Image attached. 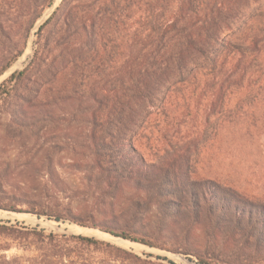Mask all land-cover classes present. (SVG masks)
<instances>
[{
    "label": "trees",
    "instance_id": "obj_1",
    "mask_svg": "<svg viewBox=\"0 0 264 264\" xmlns=\"http://www.w3.org/2000/svg\"><path fill=\"white\" fill-rule=\"evenodd\" d=\"M54 1L0 0V78ZM0 101L8 135L29 140L25 150L46 149V175L62 165L49 152L64 151L65 166L105 198L125 187L147 196V211L172 199L184 213L173 199L186 197L206 246L231 248L239 261L253 252L264 264V0H63L28 66L0 85ZM49 219L165 250L132 231ZM17 234L44 247L30 264H65L62 241L134 258L95 238L0 225V236ZM194 257L233 264L209 250Z\"/></svg>",
    "mask_w": 264,
    "mask_h": 264
},
{
    "label": "rangeland",
    "instance_id": "obj_2",
    "mask_svg": "<svg viewBox=\"0 0 264 264\" xmlns=\"http://www.w3.org/2000/svg\"><path fill=\"white\" fill-rule=\"evenodd\" d=\"M62 1L55 0L53 6L43 13L29 34L24 54L0 78V85L13 73L28 66L34 54L39 28ZM9 121L7 106L0 101V225L18 226L21 231L27 228L58 236L95 238L134 257L116 252H96L62 241L60 244L64 247L69 264H198L194 255L204 254L205 250L212 252L216 258L230 260L233 264H261L260 257L253 252L246 253L239 261L234 259L236 251L231 248L227 249L219 243L218 246L210 243L209 247L206 246L203 236L196 237V217H189L194 206L191 208L186 197L182 201H179L180 198L173 199L175 204L183 202L185 214L176 209L177 205L169 204L172 199L164 201L161 210L153 208L147 211L144 209L147 196L125 187L115 191L112 199L105 198L102 190L95 188L93 180H85L83 175L74 173L65 166L68 164L66 158H69V154L64 151L59 156L49 152L50 156L58 158V162L61 159L62 165L55 169L54 175H46V169L41 168L45 166V162L41 161L47 153L46 149L40 151L41 145H37L33 151L25 150L24 144L31 147L32 143L22 139L20 135H8L6 126ZM13 131L19 133L17 130ZM261 140L264 155V136ZM52 142L59 144L57 139ZM61 148L63 146L59 144L57 151ZM35 155L36 159L26 165V159ZM99 188L105 189L103 185ZM192 189L196 191V186ZM7 208H15L16 211H9ZM38 214L44 215L39 217ZM163 217H168L167 224L159 223ZM49 218H75L97 226L132 231L155 241L165 250H150L144 246L123 242L98 230L89 231L68 221L56 222ZM191 222L194 223L193 228L187 229L186 226ZM37 243L25 235L17 234L11 238L0 236V259L5 263L30 264L44 250Z\"/></svg>",
    "mask_w": 264,
    "mask_h": 264
},
{
    "label": "water",
    "instance_id": "obj_3",
    "mask_svg": "<svg viewBox=\"0 0 264 264\" xmlns=\"http://www.w3.org/2000/svg\"><path fill=\"white\" fill-rule=\"evenodd\" d=\"M87 230H89V231H90V229H87ZM113 238H114V237H113ZM116 239H118V238H116ZM118 240H122L123 242H127V243H130V244H135V245L144 246V245L137 244V243H132V242H130V241H126V240H123V239H118ZM144 247H146V246H144ZM146 248H148V249H150V250H151V248H149V247H146Z\"/></svg>",
    "mask_w": 264,
    "mask_h": 264
}]
</instances>
